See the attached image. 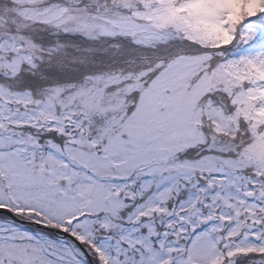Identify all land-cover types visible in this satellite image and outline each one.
Listing matches in <instances>:
<instances>
[{
	"label": "snow or ice",
	"instance_id": "1",
	"mask_svg": "<svg viewBox=\"0 0 264 264\" xmlns=\"http://www.w3.org/2000/svg\"><path fill=\"white\" fill-rule=\"evenodd\" d=\"M0 264H264V0H0Z\"/></svg>",
	"mask_w": 264,
	"mask_h": 264
}]
</instances>
